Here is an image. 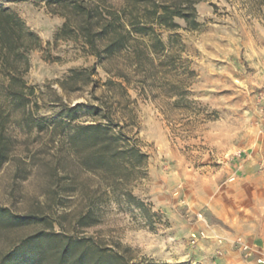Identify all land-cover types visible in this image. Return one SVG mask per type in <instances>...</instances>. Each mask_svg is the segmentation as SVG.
I'll use <instances>...</instances> for the list:
<instances>
[{
  "label": "rangeland",
  "instance_id": "374dc122",
  "mask_svg": "<svg viewBox=\"0 0 264 264\" xmlns=\"http://www.w3.org/2000/svg\"><path fill=\"white\" fill-rule=\"evenodd\" d=\"M121 4L105 0L115 9ZM0 8L19 16L42 43L22 74L33 91L27 95L30 129L8 105V73L0 66L2 135L9 144L0 166V207L36 221L0 229V252L46 230V220L62 239L102 250L109 264H203L191 239L186 246V219L195 217L189 207L221 181L234 154H250L264 141V6L200 0L195 29L176 19L178 30L157 31L166 45L172 37L166 46L171 65L144 82L124 54L98 64L80 41L54 42L64 18L52 14L46 0H0ZM72 71L78 74L73 91L64 93L58 83ZM169 84L178 86L182 100L168 95ZM76 104L82 108L72 118L61 115ZM92 107L101 114L93 115ZM108 123L120 146L145 155L123 183L84 169L79 158L85 154H76L67 139L78 126ZM82 142L77 139L78 148ZM87 213L91 225L79 227ZM209 264L225 263L212 258Z\"/></svg>",
  "mask_w": 264,
  "mask_h": 264
},
{
  "label": "trees",
  "instance_id": "16d2710c",
  "mask_svg": "<svg viewBox=\"0 0 264 264\" xmlns=\"http://www.w3.org/2000/svg\"><path fill=\"white\" fill-rule=\"evenodd\" d=\"M199 1L122 0L121 6L116 9L105 5V0H46V4L52 14L64 18L61 27L54 33V42L80 41L98 64L124 54L128 66L139 73L144 82L158 72H166V67L171 65L173 55L166 52V46L169 47L172 37L168 36L166 45L157 31L178 30L176 19L184 21L187 28L195 29L198 26L195 5ZM251 1L256 7L264 6V0ZM41 46L40 38L19 16L0 8V66L8 73L4 90L8 105L13 111L21 112L20 121L27 129L35 125L26 110L29 103L27 95H32L33 91L26 87L22 74L29 68V54L40 50ZM77 75L72 71L58 83L64 93L73 91ZM168 89L173 91L169 96L180 95L179 99L182 100L183 96L175 92L178 89L176 84H169ZM80 108L82 105L76 104L61 115L70 119ZM101 112L99 107L91 108L93 115H100ZM6 120L7 115L0 106V166L7 159L9 151L8 141L2 135ZM67 139L72 143L76 154L81 151V154H85L79 158L84 169L101 172L113 184L127 181L145 159V155L135 147L120 146L118 134L112 132L109 123L78 126L76 132L68 134ZM77 139L83 140L82 148H78L80 144L76 143ZM124 196L138 203L129 192H124ZM137 205L142 208L141 204ZM89 218V213L80 216L77 225L90 226ZM31 223L36 221L0 207V229L12 231ZM41 223L47 229L38 230L0 252V264H109L102 258V250H93L83 240L71 237L62 239L51 231L52 226L46 220ZM91 250L94 256L91 255L90 259Z\"/></svg>",
  "mask_w": 264,
  "mask_h": 264
},
{
  "label": "crops",
  "instance_id": "0c3cea01",
  "mask_svg": "<svg viewBox=\"0 0 264 264\" xmlns=\"http://www.w3.org/2000/svg\"><path fill=\"white\" fill-rule=\"evenodd\" d=\"M188 211L195 217L186 219V246L194 236L192 249L203 264L212 258L225 264L264 260V141L232 159L221 181L200 193L198 205Z\"/></svg>",
  "mask_w": 264,
  "mask_h": 264
},
{
  "label": "built area",
  "instance_id": "2783aa9c",
  "mask_svg": "<svg viewBox=\"0 0 264 264\" xmlns=\"http://www.w3.org/2000/svg\"><path fill=\"white\" fill-rule=\"evenodd\" d=\"M245 154L244 153H241V152H237L236 154H234L233 155V157L231 158V160L232 159H240L241 157H243ZM197 218H199V219H201L202 217H201V215H197ZM192 240H191V244H194V242H195V237L194 236H192V238H191ZM264 263V260L262 259V258H260V259H258L257 260V264H263Z\"/></svg>",
  "mask_w": 264,
  "mask_h": 264
}]
</instances>
